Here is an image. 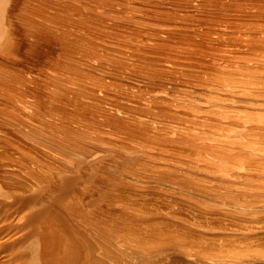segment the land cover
I'll use <instances>...</instances> for the list:
<instances>
[{
  "label": "bare ground",
  "instance_id": "bare-ground-1",
  "mask_svg": "<svg viewBox=\"0 0 264 264\" xmlns=\"http://www.w3.org/2000/svg\"><path fill=\"white\" fill-rule=\"evenodd\" d=\"M1 201L0 264H264V0H0Z\"/></svg>",
  "mask_w": 264,
  "mask_h": 264
},
{
  "label": "rangeland",
  "instance_id": "rangeland-1",
  "mask_svg": "<svg viewBox=\"0 0 264 264\" xmlns=\"http://www.w3.org/2000/svg\"><path fill=\"white\" fill-rule=\"evenodd\" d=\"M36 60H37L36 63H39V65L42 64L43 60H41V61L38 60V59H36ZM33 216H35V215H33ZM33 216L32 215L31 216H27V209H23V206L21 207V205H20V203H18V201H14L13 203H9V204L5 203V202H2V201L0 202V239L1 240L3 239L2 241H5L8 238L11 239V241H9V242L6 241V242H8L7 244H9L10 242L15 241V243L9 244L10 246L14 245L13 247L11 246L12 248L9 246L11 248V250L12 249L13 250L14 249L17 250V249L20 248L19 244H18L19 243L18 240H19V238L20 239L24 238L22 236H26L27 233L30 232L28 230L33 225L31 223L32 221H30V220H34L35 219V217H34V219L32 218ZM25 231H28V232H25ZM24 232L26 233V235H24L25 234ZM22 242H23V240H22ZM15 244L16 245L18 244V246H16ZM7 259H9L8 260V264H12V263H9V261L10 262L14 261V260L13 261L10 260L11 259L10 257H7ZM16 259L19 260L18 258H16ZM16 259H15V261H17ZM16 263L14 262L13 264H16Z\"/></svg>",
  "mask_w": 264,
  "mask_h": 264
}]
</instances>
